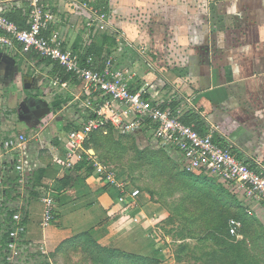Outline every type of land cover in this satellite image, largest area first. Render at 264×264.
Masks as SVG:
<instances>
[{
  "label": "crops",
  "instance_id": "1",
  "mask_svg": "<svg viewBox=\"0 0 264 264\" xmlns=\"http://www.w3.org/2000/svg\"><path fill=\"white\" fill-rule=\"evenodd\" d=\"M43 3L53 15L45 34L60 31L62 46L78 52L82 60L90 57L87 51L97 45L103 66L111 59L124 73L131 91L147 87L150 94L168 97L164 106L177 111L181 119L188 114L197 117L191 126L198 127L200 134L212 132L216 142L231 147L238 158L259 166L264 174V0ZM27 5L31 7L29 0H0V14L21 9L29 19ZM92 9L106 14L103 25ZM105 36L110 40H104ZM91 56L95 66L101 68L99 55ZM57 66L64 69L34 51H22L17 44L0 52V97L5 96L6 106H0V140L25 134L35 177L43 185L51 184L56 192V221L48 227L41 225L45 204L40 193L32 194L27 202L11 199L13 206L23 205L28 212L23 238L36 249H45L39 253L44 264H99L91 256L81 258L87 255L88 243L104 251L94 256L99 261L109 257L107 251L118 252L121 264H127L128 258L134 259L133 264L147 260L159 264L200 261L191 256L199 254L193 249L188 250L189 255L171 251L173 241L189 244L197 239L192 228L188 230L193 233L170 234L183 229L174 222L167 203L155 200L143 188L133 197L130 193L135 188L129 185L120 200L116 185L105 184L98 172L89 173V167L95 168L98 161L90 156L95 152L89 149L87 137L69 154L68 136L74 129H69L71 123L80 129L81 113L87 118L107 97L97 91L89 95L82 79L73 74L63 79ZM150 133L146 129L135 135L147 136L151 139L148 144L164 147L172 159L183 162L178 150L153 140ZM85 156L92 161L80 166ZM68 162H72L71 167ZM199 171L197 175L218 177L210 170ZM218 181L224 182L220 178ZM227 190L240 199L241 205L248 204V214L264 226V200L250 199L244 191L239 196L233 189ZM1 241L0 254L10 261L14 257L9 259L3 236Z\"/></svg>",
  "mask_w": 264,
  "mask_h": 264
},
{
  "label": "built area",
  "instance_id": "2",
  "mask_svg": "<svg viewBox=\"0 0 264 264\" xmlns=\"http://www.w3.org/2000/svg\"><path fill=\"white\" fill-rule=\"evenodd\" d=\"M29 1L30 29H21L0 14V52L12 49L16 44L24 52L34 51L82 79L89 95L97 91L107 97L98 109L87 115L80 129L69 131V154L95 131L107 133L111 128L120 134H135L149 129L153 140L182 154L187 171L210 170L224 181L237 184L250 199L264 200L263 169L238 158L231 147L220 145L212 132L200 134L193 126L185 124L177 111L164 106L168 97H161L157 92L150 94L147 87L131 91L124 82V73L111 59L103 67L97 68L92 56L83 61L78 52L65 49L60 31L53 30L45 34L53 15L43 0ZM92 11L95 19L103 25L106 14L97 9ZM28 141L23 133L0 140V231L3 237L8 235L6 245L11 254L9 259L21 253L19 248L21 238L26 233L25 220L28 214L23 205L13 206L11 199H20L25 191L33 195L40 193L45 204L41 225L48 226L56 221V192L51 184L43 185L41 180H36V167L28 155ZM71 163L68 162L69 167ZM94 165L105 184L117 186L122 200L128 193V183L122 182L110 166L99 162H94ZM139 193V189H133L130 195L135 197ZM228 228L235 238L243 237L240 220L230 218Z\"/></svg>",
  "mask_w": 264,
  "mask_h": 264
},
{
  "label": "rangeland",
  "instance_id": "3",
  "mask_svg": "<svg viewBox=\"0 0 264 264\" xmlns=\"http://www.w3.org/2000/svg\"><path fill=\"white\" fill-rule=\"evenodd\" d=\"M82 95V98H85ZM61 97V96H60ZM0 106L5 108L4 98L2 95L0 97ZM62 103H65L63 97ZM80 110V109H77ZM81 123L84 125L85 119L83 114L81 113L80 118ZM66 123V122H64ZM69 129H79L78 126H75L71 123ZM93 133V132H92ZM90 133L87 136L89 149H93L95 153L90 154V156L104 165L110 166L116 172V175L122 182L128 183L130 188L135 189H145L147 193H152L151 195L155 197L154 199L160 200L161 202L167 203L168 208L174 213L175 221L179 223V226L183 229V231L177 230L173 233H170L173 236L181 235L185 233H193L188 229L192 228L195 235L204 234L206 227H213L217 229H221L220 233L222 237L228 240L229 242L237 243L236 241L245 242L251 249V254L256 255L263 260H261L264 264V243L261 237V227L260 224H257L254 219H257L254 215H250L249 217L242 216V209L246 211L248 204L241 205V202L236 197V203L240 205V209L237 207H232L228 210L223 208L222 202L214 199L211 195L200 192L197 188L189 187L185 185V183L179 182L172 177V171L169 169L173 162L176 163V166L179 170L187 171L184 167L183 162L174 160L169 156L164 147H157L150 143L151 139H148L147 136L142 137L141 135L135 134H120L116 130H110L109 133ZM90 139H93V142H90ZM152 142V141H151ZM90 157L88 161H92ZM173 161V162H172ZM93 167V172H97L96 167ZM201 173L199 170L195 171L194 174ZM205 175V173H203ZM216 175V174H215ZM212 174H207L206 177L208 180L214 185L216 189H226L228 193L229 190L227 188L233 189L235 194H239L243 190L235 183L228 181H218L219 176L215 179H212ZM100 177V176H99ZM221 179V178H220ZM224 184V185H223ZM229 187H228V186ZM204 187V186H202ZM221 187V188H219ZM227 187V188H226ZM232 187V188H231ZM214 189V188H213ZM231 194V193H230ZM233 195V194H231ZM32 192L25 191L24 196L19 199V202L24 200L27 202L32 198ZM246 196V195H245ZM230 200H232L230 198ZM232 200V202H235ZM243 202V201H242ZM244 203V202H243ZM247 206V207H246ZM229 217L239 218L242 226H244V236L245 238H237L230 237L226 235L223 231V228L226 230L224 225L225 219ZM52 224H49L50 226ZM44 227H48L46 225H42ZM195 229V230H194ZM3 233L0 231V247L2 243ZM22 241L20 243V254L12 258L10 261L6 259L3 254H0V264H44L42 262V256L39 254L42 253L44 248H35L31 245L30 241H26L24 238H21ZM177 238H174L176 240ZM243 240V241H242ZM185 242H172L171 251L180 252L183 245H190L191 247L198 246L197 240L188 241L189 244H184ZM90 247V243L86 246ZM254 246V247H253ZM33 248L34 250L30 249ZM86 248V247H85ZM44 249V250H43ZM90 250L86 251L87 255L81 256L83 259H88L91 255V250L93 248H89ZM32 251V253L30 252ZM36 251V252H35ZM47 251L49 248L47 247ZM80 252V251H79ZM189 255V252H184ZM199 253V252H198ZM9 254V253H8ZM39 254V256H38ZM11 255V254H10ZM187 255V256H188ZM193 256V255H191ZM194 257V256H193ZM103 258V257H102ZM189 259L191 257L189 256ZM195 259V258H194ZM219 260L222 264H234L232 257L227 255L219 256ZM121 261H123L121 259ZM249 260L245 259L242 263H247ZM190 264H202L200 261L191 260Z\"/></svg>",
  "mask_w": 264,
  "mask_h": 264
},
{
  "label": "trees",
  "instance_id": "4",
  "mask_svg": "<svg viewBox=\"0 0 264 264\" xmlns=\"http://www.w3.org/2000/svg\"><path fill=\"white\" fill-rule=\"evenodd\" d=\"M27 7H28V5L26 6V9H27ZM27 10L29 11V14H30L31 7H28ZM22 12L23 11L21 9H15L14 11L6 13L5 16H7L10 20L15 22L21 29H30L31 22L29 19L24 18ZM104 40L109 41L110 37L105 36ZM113 43H114V41L112 39V44ZM97 48H98L97 45H95V44L92 45L91 48L87 51V55L88 56H91L94 54L99 55L100 66L102 67L104 59L101 56V52L96 50ZM108 52L110 53V51H108ZM84 59L86 60L87 58L84 57ZM60 69H61V67L57 66L56 70L59 71ZM63 70L61 69L63 79H69L73 76L71 73H68L65 70L64 71ZM196 119H197V117H194L193 115L188 114L186 117L182 118V121L188 125H191L192 123H194V120H196ZM197 129H198V127L196 128V130ZM110 130H112V129H110ZM93 133H103V131H95ZM92 140L93 139H90V142H93ZM88 162H89L88 157L85 156V157H83V159L79 163V165L80 166L83 165L86 167V166H88V164H87ZM169 169L172 171V177L175 180L182 182V183H185V185H187L189 187L197 188L200 192L202 191V193H206L208 195H211L214 199H217L218 201L222 202L224 209L228 210L232 207H236V208L238 207L240 209V205H238L236 203V201H235L236 198L234 196H232L230 193L226 192V190H224V189L216 190L214 185L208 180V178L206 176L197 175L194 173H189V172H186L184 170H179L177 168L175 162H173L172 166ZM88 171H89V173H91L93 171V167H89ZM36 180L39 181V178L36 177ZM202 186H204V187H202ZM230 198L232 200H234L235 202H232V200H230ZM242 216L249 217L250 215L248 214L247 211H244V209H242ZM230 218H236V217H229V218L225 219L224 225L226 227V230L223 228V231L226 233V235L235 238L234 236H232L229 233L228 222H229ZM236 219H239V218H236ZM254 221L257 224H260L261 237H262V240L264 243V226L258 219H254ZM205 228H206V230H205L204 234L193 235V237H195L197 239V242H199V243H197L198 246H194L193 248H191L190 245H183L182 249H180V253L187 252L189 249L190 250L193 249L194 253L199 252V254H196L193 256L195 257V259L202 261L203 264H222V262L219 260V256H222V255H227V256L232 257L234 264H263V262L261 261L263 259L256 256V255H252L251 254L252 251H251L250 247L245 242H241V240L239 241L238 239H237L238 241H236L237 243L229 242L228 240H226L225 238L222 237V234L220 233L221 229H217V228L215 229L213 227H206V225H205ZM244 232H245L244 226H242L241 233L243 235V238H245ZM4 238H5V242L7 244L8 235H4ZM97 247H95V245L90 243V247L88 245L85 248L86 251L90 250L89 248H93V250H91L92 252H91L90 256L93 257V258H91V260H93L95 263L99 262V264L100 263H102V264H121L118 262V258H120V257H119V253L117 251H116L117 253H115L114 251H111V252L107 251V255L109 257L103 256V258H101V261L102 260H104V261H102V262L99 261L98 258H95L94 256L96 255V253L104 252V251L98 250ZM132 259L128 258L127 264L128 263L133 264L132 261L134 259L133 260ZM245 259H247L249 261L247 263L246 262L242 263ZM105 261H107V262H105ZM142 264H159V262L156 260H147L146 262H144Z\"/></svg>",
  "mask_w": 264,
  "mask_h": 264
}]
</instances>
